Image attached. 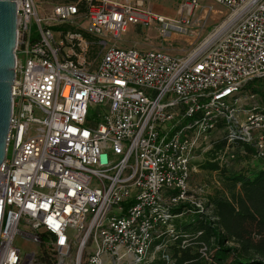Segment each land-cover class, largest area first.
<instances>
[{
    "label": "built area",
    "instance_id": "obj_1",
    "mask_svg": "<svg viewBox=\"0 0 264 264\" xmlns=\"http://www.w3.org/2000/svg\"><path fill=\"white\" fill-rule=\"evenodd\" d=\"M204 1L183 0L170 20L144 0L57 1L45 13L40 0H16L0 264L44 255L63 264L76 250L80 262L86 249L88 264H151L176 238L175 209H203L188 202L193 161L221 123L230 143L253 142L264 157V107L239 103L244 85L264 77V0H209L231 16L188 57L103 38L154 21L188 33ZM233 157L226 149L218 159L229 167Z\"/></svg>",
    "mask_w": 264,
    "mask_h": 264
},
{
    "label": "trees",
    "instance_id": "obj_2",
    "mask_svg": "<svg viewBox=\"0 0 264 264\" xmlns=\"http://www.w3.org/2000/svg\"><path fill=\"white\" fill-rule=\"evenodd\" d=\"M80 9H84L82 5ZM248 83L256 84L251 94H259L264 102V77ZM229 145L240 148L232 152V163L236 159L255 158L253 142L230 143L227 133L213 142L200 167L217 171L222 187L206 196L203 209L190 203L175 209L176 213H182L174 221L176 238L167 243L151 264H264V157L255 158L260 162L247 168L223 166L218 158ZM54 262L49 255L41 258L42 264Z\"/></svg>",
    "mask_w": 264,
    "mask_h": 264
},
{
    "label": "rangeland",
    "instance_id": "obj_3",
    "mask_svg": "<svg viewBox=\"0 0 264 264\" xmlns=\"http://www.w3.org/2000/svg\"><path fill=\"white\" fill-rule=\"evenodd\" d=\"M182 1L183 0H144V4L151 7L157 14H161L170 20H178V11ZM55 2L56 1L40 0V11L42 13L48 12ZM230 16L231 11L228 8L215 2L205 0L202 9L197 14L196 20L191 23L188 33L181 34L175 31L164 32L162 25L154 21L147 25L133 26L118 38H112L111 36H104L103 38L108 39L110 45L136 47L141 50H162L177 57H188L197 50L208 46L214 39L213 35L229 21ZM82 26L83 28L86 27V22L83 21ZM92 48L90 59L93 60L96 58V54L101 52V48L98 44H95ZM252 86H256V84H245L242 92L239 94L241 108H248L252 103L263 106V98L259 94H251ZM94 113L95 110L91 108L90 114L93 115ZM224 133H226L224 127L218 126L211 134L209 146H205L203 149L196 152L197 157L193 161L194 167L189 183L188 202L199 203L203 206L204 202H206V196L213 193L215 189L222 187L219 173L217 171L202 169L200 163L207 157V152L211 149L213 142L221 140L224 137ZM226 149L229 153L236 152L240 148L236 145H229L225 150ZM259 162L260 161L255 158H250L247 160L236 159L231 164L235 169H239L255 166ZM16 244L23 250V254L30 252L33 246L22 237H18ZM90 251V249L84 250L79 262L78 250H76L73 256L67 259L63 264H88ZM37 264L40 263L37 262Z\"/></svg>",
    "mask_w": 264,
    "mask_h": 264
},
{
    "label": "water",
    "instance_id": "obj_4",
    "mask_svg": "<svg viewBox=\"0 0 264 264\" xmlns=\"http://www.w3.org/2000/svg\"><path fill=\"white\" fill-rule=\"evenodd\" d=\"M16 0H0V166L6 158L11 125L12 86L16 79Z\"/></svg>",
    "mask_w": 264,
    "mask_h": 264
},
{
    "label": "bare ground",
    "instance_id": "obj_5",
    "mask_svg": "<svg viewBox=\"0 0 264 264\" xmlns=\"http://www.w3.org/2000/svg\"><path fill=\"white\" fill-rule=\"evenodd\" d=\"M167 18V17H166ZM167 19H169V18H167ZM227 22L225 23V25H223L218 31H220V30H223L226 26H227ZM214 36V35H213Z\"/></svg>",
    "mask_w": 264,
    "mask_h": 264
}]
</instances>
